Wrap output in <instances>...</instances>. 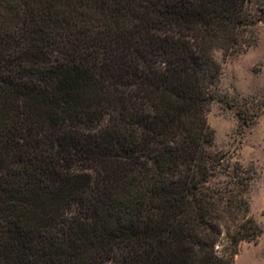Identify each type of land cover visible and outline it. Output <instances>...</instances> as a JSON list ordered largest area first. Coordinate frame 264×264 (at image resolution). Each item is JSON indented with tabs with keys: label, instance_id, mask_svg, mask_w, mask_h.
<instances>
[{
	"label": "trees",
	"instance_id": "1",
	"mask_svg": "<svg viewBox=\"0 0 264 264\" xmlns=\"http://www.w3.org/2000/svg\"><path fill=\"white\" fill-rule=\"evenodd\" d=\"M263 12L0 0V264H233L262 229L206 111Z\"/></svg>",
	"mask_w": 264,
	"mask_h": 264
},
{
	"label": "rangeland",
	"instance_id": "2",
	"mask_svg": "<svg viewBox=\"0 0 264 264\" xmlns=\"http://www.w3.org/2000/svg\"><path fill=\"white\" fill-rule=\"evenodd\" d=\"M262 18L255 45L227 57L216 52L220 75L206 111L213 149L250 175L249 214L262 229L255 241L239 243L233 264H264V12Z\"/></svg>",
	"mask_w": 264,
	"mask_h": 264
}]
</instances>
